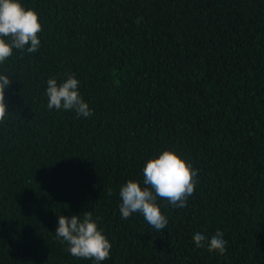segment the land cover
<instances>
[{
	"label": "trees",
	"instance_id": "obj_1",
	"mask_svg": "<svg viewBox=\"0 0 264 264\" xmlns=\"http://www.w3.org/2000/svg\"><path fill=\"white\" fill-rule=\"evenodd\" d=\"M41 46L0 75V264H93L56 239L90 212L111 243L100 264H264V0H18ZM72 74L93 115L48 109ZM174 152L197 171L184 208L158 198L162 232L121 219L119 189ZM111 193V195L109 194ZM227 241L219 254L197 232Z\"/></svg>",
	"mask_w": 264,
	"mask_h": 264
},
{
	"label": "clouds",
	"instance_id": "obj_2",
	"mask_svg": "<svg viewBox=\"0 0 264 264\" xmlns=\"http://www.w3.org/2000/svg\"><path fill=\"white\" fill-rule=\"evenodd\" d=\"M42 27L38 15L25 8L18 0H0V64H4L13 55V49L35 53L41 46L38 33ZM7 75H0V122L8 112L5 90L11 85ZM46 96L48 109L74 111L78 117L93 115L79 91V81L72 74L62 83L50 78L47 81ZM143 187L141 183L127 180L119 189L121 219H128L139 213L156 231L162 232L168 225V219L160 211L158 198L166 199L174 208H184L188 198L194 194L197 171L178 157L174 152L164 150L157 157L146 161L143 167ZM111 195V193H109ZM56 239L66 245L65 250L74 258L92 260L100 264L110 258L111 243L102 230L98 229L90 212L70 218L57 217ZM198 248L207 245V251L224 254L227 241L223 233L216 231L210 238L201 232L193 236Z\"/></svg>",
	"mask_w": 264,
	"mask_h": 264
}]
</instances>
